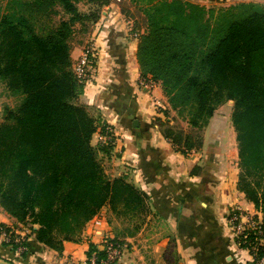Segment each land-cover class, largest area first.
<instances>
[{
  "label": "trees",
  "instance_id": "1",
  "mask_svg": "<svg viewBox=\"0 0 264 264\" xmlns=\"http://www.w3.org/2000/svg\"><path fill=\"white\" fill-rule=\"evenodd\" d=\"M80 1L0 4V81L21 96L17 106L4 107L0 120V205L31 225L37 242L60 253L66 242L81 239L105 206L134 216L151 203L124 176H108L92 144L97 122L79 103L84 88L73 70L70 40L77 23L96 21L100 12H82ZM90 1L104 6L112 0ZM148 1V32L137 53L142 74L161 83L171 108L191 127L169 126L163 134L177 151L199 150L217 108L233 100L237 188L264 218V4ZM60 11L68 18L56 22ZM27 246L24 255L30 241ZM92 252L105 256L96 245L88 257Z\"/></svg>",
  "mask_w": 264,
  "mask_h": 264
},
{
  "label": "crops",
  "instance_id": "2",
  "mask_svg": "<svg viewBox=\"0 0 264 264\" xmlns=\"http://www.w3.org/2000/svg\"><path fill=\"white\" fill-rule=\"evenodd\" d=\"M109 27L112 33L117 25L112 21ZM128 46L134 51V59L130 57L132 51L124 50L127 54H122L119 66H96L91 82L114 86L107 104L123 116L124 124L131 125L130 136L122 145V169L129 170L133 180L149 194L165 229L155 242L149 241L150 250L126 243L118 264H250L246 250L236 242L231 216L263 214L238 190V167L224 164L225 171L194 172L198 163L195 156L175 150L153 123L156 116H161L162 88L158 83L140 85L135 42ZM99 214L103 224L94 225L95 216L86 224L81 239L66 242L61 253L37 242L35 234L27 255H18L10 245L0 242V264H84L91 246L101 245V233L112 229L106 212L101 210ZM0 221L16 227L21 224L1 205Z\"/></svg>",
  "mask_w": 264,
  "mask_h": 264
},
{
  "label": "rangeland",
  "instance_id": "3",
  "mask_svg": "<svg viewBox=\"0 0 264 264\" xmlns=\"http://www.w3.org/2000/svg\"><path fill=\"white\" fill-rule=\"evenodd\" d=\"M195 1L199 2V4H205L207 7L229 6L239 2L264 4L262 0H214L213 3L201 0ZM5 2L6 0H0V4H5ZM149 5L148 0H112L108 5L104 6H98L90 0H82L78 4L82 12L91 13L94 10H98L100 16L96 21H86L83 24L77 23L73 27L74 32L70 40L73 70L84 88L83 93L79 96V103L85 105L89 113L96 119L97 130L93 134L92 144L100 148L98 156L105 172L111 178L124 176L130 183L141 190L143 189L133 180L129 170L122 169V166L125 165L121 160L123 154L122 145L126 142V137L129 138L130 136L131 125L124 124L123 116L113 109L112 105L110 107L107 104V99L112 98L114 86L108 84L99 86L91 81L93 79L92 75L95 74L94 69L96 66H119L122 54L127 51H132L130 57L134 59V51L131 49L129 51L128 49L129 43L134 41L136 63L140 73V85L158 83L162 88L161 83L153 80L150 74L146 76L142 74V66L137 56L143 36L148 32ZM56 18V22H59L60 19L68 18V14L60 11ZM112 21L115 22L117 27L111 33L109 25L112 24ZM103 36L105 37L104 41ZM85 54L88 56L87 61L84 66H81L79 71V63ZM162 95L163 97L159 104L161 116H156L153 119V123L157 121V117H160V119L168 122L167 126L163 125L162 127L155 123L161 130H165L170 126L177 131L180 128L185 132L191 131L187 119L171 108L163 88ZM20 99V95L11 93L7 89L5 82L0 81V120L4 115V107L7 105L15 107L20 102ZM233 112V100L221 104L203 131V146L199 150L193 149L188 152L198 160L194 172L201 173L203 170H209L210 172L212 170L217 172L225 171L224 164H230L238 167L240 175L239 149L237 132L233 124ZM172 145L175 150H178L176 145ZM102 211L106 212L107 221L112 228L110 231L116 239L125 246H127L126 243L131 244V246L137 245L142 251L150 250L149 241L151 243L155 242L165 229L164 220L160 214H157L151 203L146 211L134 216L132 214L118 216L108 206H105Z\"/></svg>",
  "mask_w": 264,
  "mask_h": 264
},
{
  "label": "built area",
  "instance_id": "4",
  "mask_svg": "<svg viewBox=\"0 0 264 264\" xmlns=\"http://www.w3.org/2000/svg\"><path fill=\"white\" fill-rule=\"evenodd\" d=\"M87 58L86 54L82 57L78 67L79 71L81 66L85 65ZM96 216L94 225L100 227L104 220L100 214ZM255 216L242 215L241 217V214H234L231 216V223L237 244L247 252V263L264 264V218ZM31 227V225L22 224L16 227L0 221V242L10 246L14 245L16 254L24 255L28 251L27 243L31 240ZM101 235V245L97 247L104 250L105 256L99 258L97 252H92L84 264H118L123 257L126 246L119 242L111 232H103Z\"/></svg>",
  "mask_w": 264,
  "mask_h": 264
},
{
  "label": "water",
  "instance_id": "5",
  "mask_svg": "<svg viewBox=\"0 0 264 264\" xmlns=\"http://www.w3.org/2000/svg\"><path fill=\"white\" fill-rule=\"evenodd\" d=\"M133 123H134V126H137L139 122H138L137 119H135ZM36 227H37V226H36Z\"/></svg>",
  "mask_w": 264,
  "mask_h": 264
}]
</instances>
